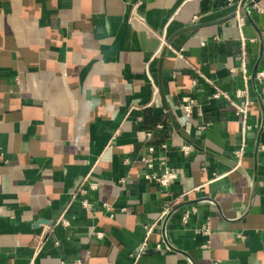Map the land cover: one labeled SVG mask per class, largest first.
<instances>
[{
	"label": "crops",
	"instance_id": "0c3cea01",
	"mask_svg": "<svg viewBox=\"0 0 264 264\" xmlns=\"http://www.w3.org/2000/svg\"><path fill=\"white\" fill-rule=\"evenodd\" d=\"M238 2L0 0V264H264V0H241L242 26ZM243 56L244 135L213 97L241 101ZM151 147L167 189L143 179Z\"/></svg>",
	"mask_w": 264,
	"mask_h": 264
},
{
	"label": "built area",
	"instance_id": "2783aa9c",
	"mask_svg": "<svg viewBox=\"0 0 264 264\" xmlns=\"http://www.w3.org/2000/svg\"><path fill=\"white\" fill-rule=\"evenodd\" d=\"M233 1L234 0H230V2H233ZM239 1L240 2H238L236 4L237 8H236L235 14H236L237 19L239 20L240 26H242L244 24V18H242V16H241L242 15L241 14V0H239ZM255 9L259 12H262V9L258 6L255 7ZM165 44H166L165 37H162V46H164ZM242 46L243 47L246 46V42L244 39H242ZM160 51L161 50H159L158 53H160ZM246 59L247 58L245 56H243L242 62H241V69L243 71V79H244V88L236 91V97H237V99H240L241 101L236 102L228 94H226L225 92H221V91H217L213 96L215 99L225 98L226 100H228L230 102V105L234 107V109L236 111V115L240 118V120L242 122L243 135L246 134V132L250 129L247 121H248V116H249L250 107H251V100H250V96H249V92H248L249 77H248L247 71H246V63H247ZM147 73H148V76L150 77L148 70H147ZM256 81L260 84H264V69L256 73ZM153 94H154V96H157L159 94V90L155 84L153 85ZM182 100H183V107L185 108V110L187 112V116L191 117V115L193 114V110H194V103H195L194 99L191 97H186V98H183ZM201 129H206V127L204 126ZM147 136H150V134H148ZM162 147L167 148V145L165 144ZM192 151H193L192 147L188 146V145L183 146V148H182V152L187 156ZM154 152H155L154 148H152V147L149 148L148 149V153H149L148 156L143 158V162L145 163L146 170H147L143 175V179L146 182L153 183L155 185L160 186L161 188L167 189V188L171 187L172 185H174L179 180V175L176 171L170 169L166 165V163H164V162L159 164V168H160L161 172L156 171L154 158H153ZM245 154H246V144L244 142L242 144L241 148L234 153L235 158H236V168L241 167L242 160L245 157ZM92 188L97 189V185L93 184ZM83 207L90 209L91 204L85 200V201H83ZM189 217H190V212H187L183 218V222L187 223V220ZM209 229L210 228L208 226L205 227L204 233L208 234ZM151 232H152V227L147 229L146 236L149 237ZM98 237H103V234L98 233ZM147 240H148V238L146 239V242L144 243V246L139 253L146 250ZM43 245L44 244L42 242H40V244L37 242V244L35 245V251L34 252H36V253L40 252L42 250ZM160 248L161 247L158 246V249H160Z\"/></svg>",
	"mask_w": 264,
	"mask_h": 264
},
{
	"label": "water",
	"instance_id": "95a60500",
	"mask_svg": "<svg viewBox=\"0 0 264 264\" xmlns=\"http://www.w3.org/2000/svg\"><path fill=\"white\" fill-rule=\"evenodd\" d=\"M233 17V16H232ZM206 25L208 24H199V25H194V26H190V27H187V28H184L182 30H180L179 32L175 33L172 38L169 40V42H171L175 37H177L178 35L182 34V33H185L187 31H191V30H195V29H199V28H202V27H205ZM166 55V50H164V52L162 53V56H161V62H160V69H159V91L162 93L163 95V87H162V83H161V79H162V70H163V60H164V57ZM85 175H82L79 177V179L77 180V182L75 183L74 187L72 188L70 194H69V197L67 199V202L64 206V209L63 211L59 214V217L56 219V220H52V221H45V220H39L35 223V228H39L40 225L42 224H46L50 227H54L57 225L58 223V219H60V217L63 215L64 211L66 210L67 206L71 203V201L74 199V197L76 196L80 186L82 185V183L84 182V179H85Z\"/></svg>",
	"mask_w": 264,
	"mask_h": 264
}]
</instances>
